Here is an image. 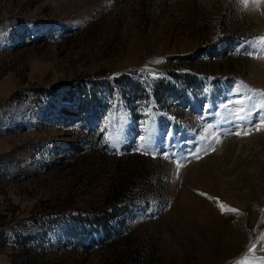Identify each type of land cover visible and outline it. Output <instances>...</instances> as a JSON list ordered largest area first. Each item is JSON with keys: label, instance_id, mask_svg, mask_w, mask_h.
I'll return each instance as SVG.
<instances>
[{"label": "rangeland", "instance_id": "obj_1", "mask_svg": "<svg viewBox=\"0 0 264 264\" xmlns=\"http://www.w3.org/2000/svg\"><path fill=\"white\" fill-rule=\"evenodd\" d=\"M261 37L254 0H0V264H264Z\"/></svg>", "mask_w": 264, "mask_h": 264}, {"label": "snow or ice", "instance_id": "obj_2", "mask_svg": "<svg viewBox=\"0 0 264 264\" xmlns=\"http://www.w3.org/2000/svg\"><path fill=\"white\" fill-rule=\"evenodd\" d=\"M255 4L259 6L260 4L264 3V0H254ZM245 6H247V0H244ZM260 43L264 45V37L260 38ZM251 55V53H248ZM153 78H155V74H153ZM249 92L252 90L249 89ZM235 95L236 99H230L227 103L234 104L238 107V112L235 114L232 111H228L223 120L222 123L225 125H229L228 131H225L223 128H218V133L223 134V135H236V136H242V135H248L249 133L245 130H242L243 127H248L251 125L252 117L253 115L257 112L258 105L257 103L254 102L252 96H246V97H240L239 96V90L236 93H231L230 96ZM259 95L264 98V93H259ZM245 101H247V106L244 107ZM227 103L224 105L227 107ZM207 107V106H206ZM257 129L258 130H264V114L260 115L259 119V124H257ZM168 139L170 140L171 135L173 133L169 132L166 134ZM140 140H144L145 137L141 136L139 137ZM157 139V133L153 131H149V139L148 142L145 144V153L148 152L150 148L154 146L155 140ZM121 138L119 136L115 137L113 142H112V147L115 148L121 143ZM220 141L217 139L216 143H219ZM189 142L188 141H183L184 145H187ZM195 147V146H194ZM205 154L206 151H205ZM185 156H191L193 158H199V153L196 152L194 149L192 151H189L188 153L185 154ZM181 166V162L177 163V167L179 168ZM201 195H204L201 193ZM217 205L221 211V214H227V213H235L238 212L237 209L231 208V207H226L223 204H220L219 201H217ZM255 248V245L249 248V252H252ZM237 264H240V262H237ZM244 264H247L245 261Z\"/></svg>", "mask_w": 264, "mask_h": 264}]
</instances>
